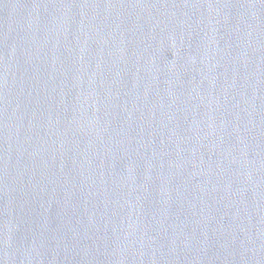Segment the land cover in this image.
<instances>
[{
  "label": "water",
  "instance_id": "95a60500",
  "mask_svg": "<svg viewBox=\"0 0 264 264\" xmlns=\"http://www.w3.org/2000/svg\"><path fill=\"white\" fill-rule=\"evenodd\" d=\"M0 264H264V0H0Z\"/></svg>",
  "mask_w": 264,
  "mask_h": 264
}]
</instances>
